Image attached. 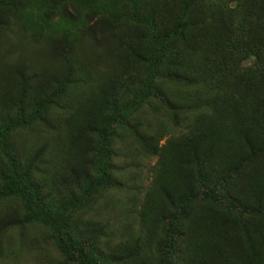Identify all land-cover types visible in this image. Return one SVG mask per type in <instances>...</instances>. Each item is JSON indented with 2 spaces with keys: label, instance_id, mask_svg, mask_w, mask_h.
Masks as SVG:
<instances>
[{
  "label": "rangeland",
  "instance_id": "374dc122",
  "mask_svg": "<svg viewBox=\"0 0 264 264\" xmlns=\"http://www.w3.org/2000/svg\"><path fill=\"white\" fill-rule=\"evenodd\" d=\"M247 140L264 0H0V264H264Z\"/></svg>",
  "mask_w": 264,
  "mask_h": 264
},
{
  "label": "trees",
  "instance_id": "16d2710c",
  "mask_svg": "<svg viewBox=\"0 0 264 264\" xmlns=\"http://www.w3.org/2000/svg\"><path fill=\"white\" fill-rule=\"evenodd\" d=\"M246 147L248 149V154L246 155V158L244 160H241V162H247L252 159H254L257 155L264 152V140L260 143H252L251 141H246ZM21 194L24 197H27L28 199H32V192L27 188L26 184L17 181L13 179L10 181L6 187H4L0 191V200L10 197L12 195H18ZM229 194V193H226ZM108 260V259H105ZM112 260L109 259V261H104V264L111 263ZM170 261H166L164 264H170ZM91 264H98L97 260L94 262H91Z\"/></svg>",
  "mask_w": 264,
  "mask_h": 264
}]
</instances>
